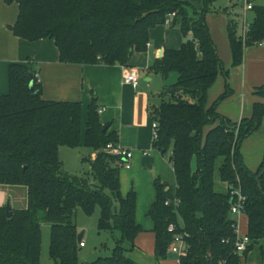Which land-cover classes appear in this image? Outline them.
Instances as JSON below:
<instances>
[{
	"label": "trees",
	"instance_id": "16d2710c",
	"mask_svg": "<svg viewBox=\"0 0 264 264\" xmlns=\"http://www.w3.org/2000/svg\"><path fill=\"white\" fill-rule=\"evenodd\" d=\"M3 1L18 6L14 36L29 42L52 40L60 62L76 65L126 66L134 53L146 50L149 31L174 14L171 24L187 38L179 50L165 49L148 68L164 80L172 73L177 76L152 108L157 123L153 147L170 151L174 174L173 186L154 184L156 199L148 212L154 223V256L167 258L172 243L167 226L172 223L187 235L179 264H240L251 244L264 238V161L253 172L241 153L242 142L264 120V85L253 89L261 101L239 122L217 113L218 104L232 93L229 85L208 105V91L218 75L228 78L205 21L218 0ZM251 10L254 18L245 47L264 43V6ZM237 26L229 19L231 68L239 67L243 58ZM81 133L80 103L43 100L30 69L10 66L9 92L0 95V188L24 189L26 204L18 210L9 207L10 217L5 205L0 206V264H39L42 224L50 225L49 259L54 264H79L73 218L77 209L91 216L96 208L98 231L117 232L119 237L109 256L90 264H136L122 247L142 232L135 221L136 196L133 191L126 197L120 194L119 157L105 151L108 144H117V137L101 123L94 100L88 106L83 144ZM80 145L95 153L93 160L86 159L90 171L85 179L64 175L58 156L60 148ZM237 187L245 197L250 240L243 253L235 251V220L230 215L231 192ZM166 201L171 203L166 206Z\"/></svg>",
	"mask_w": 264,
	"mask_h": 264
},
{
	"label": "crops",
	"instance_id": "0c3cea01",
	"mask_svg": "<svg viewBox=\"0 0 264 264\" xmlns=\"http://www.w3.org/2000/svg\"><path fill=\"white\" fill-rule=\"evenodd\" d=\"M141 1L132 0L135 4ZM255 1L249 2L255 6ZM235 6L232 2L224 8L214 6V11L205 16L218 57L222 61L224 71L228 72L227 79L224 73L218 75L216 83L208 91L207 102L211 105L224 93L226 85H229L232 93L218 104L217 113L232 122H239L250 116L254 103L261 101L252 92L254 88L264 85V46L245 47L242 40V17L245 14L250 25L254 14L252 10L245 12L244 4L242 9L235 13ZM17 16L16 4H6L0 0V95L9 92L10 66H26L37 78L43 100L80 103L81 144L88 106L94 100L98 111H101V123L107 124L108 132L117 137L116 145L132 153L130 168L119 170L120 194L126 197L131 191L135 193V221L142 228V232L133 243H123L125 257L136 264H179L178 259L172 260L176 257L170 259L167 256L166 259L157 260L154 256V223L148 216L156 199L154 184L159 181L169 187L173 186L174 174L170 151L162 152L153 147L152 108L159 104L158 95L154 92L161 87L157 84L158 79L165 80L149 72L148 68L156 59L162 57L165 49L179 50L187 37L177 25L164 23L149 31L146 50L134 53L126 66L67 64L60 62L58 49L52 40L29 42L14 36L11 28ZM231 18L237 22V36L244 44L242 63L236 68H231V52L227 38V24ZM132 70L138 75L135 87L124 83L126 72ZM241 153L245 166L255 172L264 161V120L259 129L242 142ZM94 158L95 153H92L90 159ZM236 221L238 233L240 236H246L248 220L245 214L240 215ZM76 229L79 233L80 230L77 227ZM115 233L110 234L117 239ZM82 234L85 235L83 232ZM43 247L42 239L39 264H45L49 259L48 252H45ZM113 247L114 245L108 248L102 256L96 252L98 255L95 253L85 259L78 258V263L90 264L100 257H107ZM79 248L85 249L86 245H79ZM49 263L54 264L50 259ZM240 264H264V238L251 244L250 250L241 257Z\"/></svg>",
	"mask_w": 264,
	"mask_h": 264
},
{
	"label": "rangeland",
	"instance_id": "374dc122",
	"mask_svg": "<svg viewBox=\"0 0 264 264\" xmlns=\"http://www.w3.org/2000/svg\"><path fill=\"white\" fill-rule=\"evenodd\" d=\"M236 4L234 8V12L238 13L239 10L242 9V5L244 0H218L214 6L224 8L228 6L230 3ZM256 5L264 6V0H256ZM233 12V17L235 13ZM242 15V14H241ZM250 16V13H249ZM252 16V13H251ZM249 19V18H248ZM250 20V19H249ZM240 29V24H239ZM176 74L172 73L169 79L162 81L158 79L157 84H160V88L158 91L154 92L156 96L166 89H168L171 84H173L176 80ZM154 87L156 85V81H154ZM59 160L61 163V172L71 178H79L85 179L90 171L89 163L86 159H90L91 151L85 148L83 145H80L77 148H67L62 147L59 149ZM219 186V182L217 183ZM9 203L12 209L18 210L23 209L25 207V190L22 188H16L12 190H6L0 188V205H5ZM99 217V209L96 208L94 213L91 216H86L83 214L81 209H77L73 221L76 227L80 230V233H85L81 238V243L86 245L85 249L79 248L78 251V258H83L87 256L95 255L96 252L100 253V256L104 255L106 250L114 245L113 242V235L108 232H99L97 229V222ZM115 236L119 237V234L116 232ZM43 239V248L44 251L48 252L49 241H50V225L49 224H42L41 229V241ZM115 239V238H114ZM101 245L103 246L101 248ZM98 255V253H96ZM176 258L172 260H176ZM44 261V260H43ZM45 264H50L49 259Z\"/></svg>",
	"mask_w": 264,
	"mask_h": 264
},
{
	"label": "built area",
	"instance_id": "2783aa9c",
	"mask_svg": "<svg viewBox=\"0 0 264 264\" xmlns=\"http://www.w3.org/2000/svg\"><path fill=\"white\" fill-rule=\"evenodd\" d=\"M244 10L250 11L252 9V4L249 2V0H244ZM174 17V14H170L165 21V23H171L172 19ZM242 40L245 42L247 33L249 31V24L247 22V18L245 14L242 17ZM264 46V43L259 44V46ZM148 46V44H147ZM124 83L132 86H137L138 83V75L137 72L132 70L129 72H126L124 76ZM98 113H101V111H98ZM152 130H153V140L155 141L157 138V123L154 122L152 123ZM105 151L113 156L119 157V163L118 166L119 168L123 169H129L130 168V161L132 159V153L130 151H127L123 149L122 147L118 145H113V144H108L105 147ZM231 196L234 198V202L231 204L230 207V215L234 218L235 223L232 225V228L234 229L236 241H235V251L237 253H243L247 246L250 244V240L248 239L247 236H240L238 233V227H237V218L244 214L243 213V203L245 201V197L241 194V190L239 187L236 189L232 190ZM171 202L166 201L165 205L168 206ZM174 205H178L179 201L174 200ZM167 233H169L172 236V243L170 245L169 251L170 253L174 254L177 259L183 255H185L186 250H187V245L184 241V239L187 237L186 234L183 233H178L176 231V227L174 224H169L167 226ZM80 247L83 246V243L80 242Z\"/></svg>",
	"mask_w": 264,
	"mask_h": 264
},
{
	"label": "water",
	"instance_id": "95a60500",
	"mask_svg": "<svg viewBox=\"0 0 264 264\" xmlns=\"http://www.w3.org/2000/svg\"><path fill=\"white\" fill-rule=\"evenodd\" d=\"M26 80L29 82V89L31 90V92H34L33 91V83L31 82V74H28L27 76H26ZM264 172V171H263ZM262 174H260L259 176H261ZM259 176H258V178H259ZM9 207H10V205H9V203H7L6 204V206H5V213H6V216L7 217H10V213H9ZM82 233H80V234H78V243L79 242H81V238H82ZM175 256H174V254H172V253H169L168 254V258H174Z\"/></svg>",
	"mask_w": 264,
	"mask_h": 264
}]
</instances>
